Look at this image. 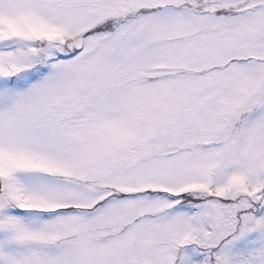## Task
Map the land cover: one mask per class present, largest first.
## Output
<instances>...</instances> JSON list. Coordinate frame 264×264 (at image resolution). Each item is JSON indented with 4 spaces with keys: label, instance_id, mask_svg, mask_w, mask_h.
Returning <instances> with one entry per match:
<instances>
[{
    "label": "snow or ice",
    "instance_id": "1",
    "mask_svg": "<svg viewBox=\"0 0 264 264\" xmlns=\"http://www.w3.org/2000/svg\"><path fill=\"white\" fill-rule=\"evenodd\" d=\"M0 264H264V0H0Z\"/></svg>",
    "mask_w": 264,
    "mask_h": 264
}]
</instances>
